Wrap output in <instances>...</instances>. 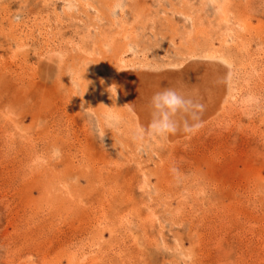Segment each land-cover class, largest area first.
<instances>
[{
    "label": "rangeland",
    "instance_id": "rangeland-1",
    "mask_svg": "<svg viewBox=\"0 0 264 264\" xmlns=\"http://www.w3.org/2000/svg\"><path fill=\"white\" fill-rule=\"evenodd\" d=\"M190 62L198 127L138 138ZM0 264H264V0H0Z\"/></svg>",
    "mask_w": 264,
    "mask_h": 264
},
{
    "label": "clouds",
    "instance_id": "clouds-1",
    "mask_svg": "<svg viewBox=\"0 0 264 264\" xmlns=\"http://www.w3.org/2000/svg\"><path fill=\"white\" fill-rule=\"evenodd\" d=\"M110 88H113V86ZM115 91L117 94V88ZM150 108L151 121L147 128H139L136 131L137 137L140 139L146 133L153 136L174 134L181 125L185 132H191L198 125L190 124L189 120L195 121L198 119L197 113L203 111V104L192 96L181 94L177 88L165 87L153 94L150 100ZM180 117L182 119H178ZM97 131L103 140L105 133L100 129H97ZM60 154L59 149L54 150L55 156L58 157Z\"/></svg>",
    "mask_w": 264,
    "mask_h": 264
},
{
    "label": "bare ground",
    "instance_id": "bare-ground-1",
    "mask_svg": "<svg viewBox=\"0 0 264 264\" xmlns=\"http://www.w3.org/2000/svg\"><path fill=\"white\" fill-rule=\"evenodd\" d=\"M212 2V1H210ZM214 2V1H213ZM125 8V7H124ZM219 8V7H218ZM217 8V9H218ZM214 9V8H213ZM216 9V10H217ZM123 11V10H122ZM219 14L221 13V10L218 9L217 11ZM216 13V11H215ZM223 13V11H222ZM217 15V13H216ZM225 15V14H224ZM216 17H219V16H216ZM220 18V17H219ZM222 18V16H221ZM231 29V28H229ZM230 31V30H229ZM228 32V31H227ZM228 35V33H227ZM237 40V39H236ZM196 45V44H195ZM190 48V47H189ZM188 48V49H189ZM192 48V47H191ZM194 48V47H193ZM54 51V50H53ZM209 52V51H208ZM235 52V51H234ZM239 52V51H238ZM213 53V52H212ZM56 54V53H55ZM194 54V53H193ZM196 55V54H195ZM209 55H212V54H209ZM214 55V54H213ZM208 56V55H207ZM197 57V56H196ZM209 57V56H208ZM207 57V58H208ZM212 57V56H211ZM213 57H216V56H213ZM221 57V56H220ZM192 58V57H191ZM195 58V57H194ZM201 58V57H200ZM204 59H206L204 57ZM210 59V57L208 58ZM214 59V58H213ZM212 59V61H213ZM220 60L222 58H219ZM231 59V58H230ZM229 59V60H230ZM228 60V59H227ZM232 61V60H231ZM119 62V61H118ZM210 62V61H209ZM208 62V63H209ZM230 62V61H229ZM203 63V62H202ZM219 63V62H218ZM4 64V63H3ZM219 65H222L221 63ZM173 68V67H172ZM220 67L218 65H216L215 63L214 64H200V63H189L188 66L184 67V69L180 70V72L177 74V73H169L168 74H164L162 75L160 78H163V79H151V80H145L144 79V84L143 82L141 81V83L139 82H135L136 85H134L135 87H140V88H144V92H143V96L146 100L145 104L146 105H143L142 107V110L140 111V114L142 115H139L140 117L143 116L146 118L147 117V114L151 113V108H150V100H151V97L153 96L154 93H156L157 91L161 90L162 88H165V87H174V88H177L181 94H184V95H188V96H192L194 97L195 99H197V101L199 103H202V100L204 101V104H206V101L207 103L209 102L210 99H212V94H214L217 89H216V80H214V76H216V72H218V69ZM9 69V68H8ZM225 70V68H223ZM111 70V69H110ZM6 71V70H5ZM4 71V72H5ZM8 71V70H7ZM10 71V70H9ZM24 71V70H23ZM231 71V70H230ZM13 72V70H12ZM17 72V71H16ZM11 73V72H10ZM19 74V73H18ZM225 74V73H224ZM20 76V74H19ZM187 76H193L191 77L192 80H193V84H195L194 86H191V88H189L190 86H186V85H183L182 83L179 84V85H176L174 83V80L172 81V79L174 78H177V79H180V78H183V77H187ZM222 76V75H221ZM121 77V76H119ZM141 77V76H140ZM144 77V76H143ZM154 77V76H153ZM226 77V76H225ZM197 78V79H196ZM21 79V78H20ZM19 79V80H20ZM122 80V77L119 78ZM167 79L169 81H167ZM216 79V78H215ZM218 79V78H217ZM116 80V79H115ZM160 80V81H159ZM161 80H164V83L161 82ZM36 81V80H35ZM166 81V82H165ZM143 84V85H142ZM216 84V85H215ZM114 86V85H113ZM220 87V86H219ZM222 87V86H221ZM220 87V88H221ZM114 88V87H113ZM136 89V88H135ZM136 93V92H135ZM215 95V94H214ZM135 98V97H134ZM141 100V99H140ZM133 103H136L135 100H133ZM140 106V105H139ZM137 106V107H139ZM146 106V107H145ZM144 108H147V111H150L149 113L146 114V111ZM138 109V108H137ZM138 111V110H137ZM139 114V113H138ZM151 118V117H150ZM178 119H182V117L178 118ZM144 123V122H143ZM189 123L192 124L191 120H189ZM141 125V124H139ZM142 126V125H141ZM182 129V125L180 127ZM179 128V130H180ZM183 131V130H182ZM181 132V130H180ZM185 132V131H184ZM176 134V133H175ZM178 135V134H177ZM174 136V135H173ZM173 138V137H172ZM175 138V137H174ZM173 138V139H174ZM172 142V141H171ZM159 165V164H158ZM203 192V191H202ZM99 225V224H98ZM181 255V254H180ZM110 259V258H109Z\"/></svg>",
    "mask_w": 264,
    "mask_h": 264
}]
</instances>
